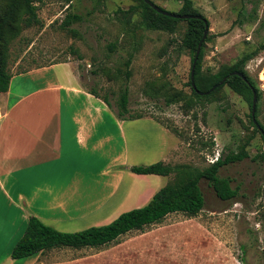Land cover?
Instances as JSON below:
<instances>
[{
  "label": "rangeland",
  "instance_id": "1",
  "mask_svg": "<svg viewBox=\"0 0 264 264\" xmlns=\"http://www.w3.org/2000/svg\"><path fill=\"white\" fill-rule=\"evenodd\" d=\"M151 1L177 12L183 0ZM191 1L209 22L210 38H206L201 60L204 74L235 63L263 42L264 0ZM3 2L0 0V6ZM34 3L40 23H20V30L8 43L9 71L12 74L56 62L71 63L87 90L94 88L99 98H107L108 108L99 118V131H114V154L125 143L129 165L164 161L202 169L212 163L216 153L220 157L237 152L243 144L248 155L218 170L237 188L235 197L219 198L208 180L201 178L198 184L204 206L196 216L169 213L162 222L123 234L106 246L53 248L32 256L31 264H243L242 258L247 264H264V139L254 129L248 102L227 85L208 99L193 96L188 84L191 51L182 43L186 22H179L174 31L150 29L146 22L152 14L142 10L138 0ZM130 7L132 10H128ZM68 13L83 18L63 28L61 23ZM113 42L116 47L112 50L109 45ZM128 58L131 62L127 67ZM244 69L260 90L256 119L264 126V49L248 59ZM128 70L130 75L126 77ZM125 85L126 116H150L166 132L150 118H128L123 123L125 136L121 141L116 119L118 98ZM170 97L174 101L168 103ZM105 160L89 154L75 160L72 167L75 172L79 169L85 180L81 188L100 185L95 181L100 177L85 171L89 167L97 169ZM121 172L118 194L130 188L134 201L136 197L149 199L176 174L135 178L129 167ZM100 216L69 217L51 226L77 231L96 225L90 222Z\"/></svg>",
  "mask_w": 264,
  "mask_h": 264
},
{
  "label": "crops",
  "instance_id": "2",
  "mask_svg": "<svg viewBox=\"0 0 264 264\" xmlns=\"http://www.w3.org/2000/svg\"><path fill=\"white\" fill-rule=\"evenodd\" d=\"M107 106L81 84L69 62L12 73L8 89L0 92V264H31L34 255L19 259L11 255L30 216L52 225L60 219L100 214L90 223L101 225L147 202L138 197L134 201L130 188L118 194L122 168L131 165L125 143L114 154V131H99ZM127 119H116L121 141ZM86 154L106 159L97 169L85 171L100 177L95 180L98 187L81 188L85 180L72 167ZM151 175L158 176L134 177L157 178ZM148 188L154 191V186Z\"/></svg>",
  "mask_w": 264,
  "mask_h": 264
},
{
  "label": "trees",
  "instance_id": "3",
  "mask_svg": "<svg viewBox=\"0 0 264 264\" xmlns=\"http://www.w3.org/2000/svg\"><path fill=\"white\" fill-rule=\"evenodd\" d=\"M34 1L35 0H4L3 4L0 6V92H4L8 89L12 75L8 69V43L20 30V23H24L25 26L40 23L36 13L37 5ZM66 1L68 3L70 0ZM138 1L142 10L149 11L152 14V17L146 22V26L150 29L174 31L179 22H186L187 27L182 37V43L191 51V71L194 54L202 38L206 24L209 29V22L206 17L193 7L191 0H183L179 10L172 13L179 15H200V18H181L164 15L154 10L144 0ZM128 10H132V7ZM22 15L25 16L22 17ZM82 18L81 14L68 13L63 19L61 26L63 28H68L72 23L81 21ZM262 25H264V20L262 21ZM206 38L210 37L206 36ZM206 38L202 42L200 53L195 63L193 78L195 87L191 85L190 79L188 82L191 93L196 98L208 99L224 85H227L231 90L241 95L248 102L251 116V86H253L257 93V99L260 96V90L244 69V64L259 50L264 49V40L255 50L244 54L235 63L231 65L223 64L217 71L204 74L201 69V60ZM109 47L113 50L116 47V43H110ZM130 62L131 59L128 58L125 61V66L128 67ZM234 72L242 73L245 79ZM125 74L126 77H129L130 71H125ZM224 77L226 78L225 81L219 86L214 87ZM89 92L99 97L94 88L89 89ZM101 99L108 104V100L105 96L101 97ZM173 101V97H170L168 103ZM127 105L128 87L125 85L118 98V117L126 119L143 116L139 113L126 116L129 112ZM251 122L255 126L254 129L259 131L261 137L264 139V133H261L253 120H251ZM259 125L264 130V126L260 123ZM210 144L212 146L213 142L211 141ZM247 155L248 152L243 144L239 151H230L226 154H221L214 162L202 169L192 168L186 164L172 165L164 161H157L145 165H131L129 167L130 171L136 174H157L162 176H168L173 172L176 174L174 178L168 180L163 186L156 190L145 204L121 212L113 220L105 224L92 225L77 231H61L44 223L36 216H30L23 235L11 250V255L13 258L19 259L60 247L75 249L84 247L100 248L117 241L120 236L130 231H142L153 224L162 222L164 217L169 213L181 212L187 216H196L204 206V196L198 184L199 180L201 178L207 179L216 195L223 200L235 197L238 193L237 188L231 186V179L229 177L220 176L218 170L221 166L229 162L240 160ZM240 261L243 264H247L244 258L240 259Z\"/></svg>",
  "mask_w": 264,
  "mask_h": 264
},
{
  "label": "water",
  "instance_id": "4",
  "mask_svg": "<svg viewBox=\"0 0 264 264\" xmlns=\"http://www.w3.org/2000/svg\"><path fill=\"white\" fill-rule=\"evenodd\" d=\"M144 1L146 3H148L154 10H156L157 12H160V13H162L164 15H168V16H172V17H181V18H188V17L200 18L201 17L200 15H188V14H181V15H179V14L172 13L170 11H167V10L162 9L158 5L154 4L151 0H144ZM207 33H208V26L206 24L205 25V28H204V31H203L202 38H201V40L199 41V43L197 45V48H196V51H195V54H194V58H193V62H192L191 71H190V80H191V85L193 87H195L194 86V80H193V78H194L195 63H196V61L198 59L202 42L205 40V38L207 36ZM234 73L242 76L245 79V77L242 75V73H240V72H234ZM225 79L226 78L224 77L214 87L219 86L220 84H222L225 81ZM214 87H212V88H214ZM251 89H252L251 117H252V120H253L254 124L256 125V127L261 131V133H264V130L260 127V125L257 122L256 117H255L256 103H257V93L254 90L253 86H251ZM200 93H203V92H200Z\"/></svg>",
  "mask_w": 264,
  "mask_h": 264
},
{
  "label": "built area",
  "instance_id": "5",
  "mask_svg": "<svg viewBox=\"0 0 264 264\" xmlns=\"http://www.w3.org/2000/svg\"><path fill=\"white\" fill-rule=\"evenodd\" d=\"M218 157H219V153H216V154L213 156L214 159H212V162H214Z\"/></svg>",
  "mask_w": 264,
  "mask_h": 264
}]
</instances>
